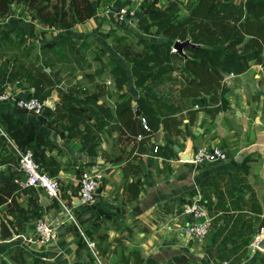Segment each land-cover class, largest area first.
<instances>
[{
    "label": "crops",
    "instance_id": "0c3cea01",
    "mask_svg": "<svg viewBox=\"0 0 264 264\" xmlns=\"http://www.w3.org/2000/svg\"><path fill=\"white\" fill-rule=\"evenodd\" d=\"M97 5L66 29L41 22L22 3L0 16V93L9 94L0 99V120L7 129L6 118L26 126L19 140L0 134V184L14 176L20 208L0 204L16 228L0 232V264H264L263 250L252 245L264 235V63L251 59L242 71H220L215 88L191 94L183 62L176 73L135 74L108 37L111 12ZM118 63L126 70L121 88ZM38 66L53 84L40 91L49 103L35 114L15 98L34 94ZM131 114L154 129L123 130ZM202 145H219L228 158L184 159ZM18 148L36 152L58 179L74 220L43 189L22 186ZM85 170L100 174L91 203L78 198ZM195 196L211 216L201 242L184 231L183 205ZM40 215L55 222L50 242L35 235Z\"/></svg>",
    "mask_w": 264,
    "mask_h": 264
},
{
    "label": "trees",
    "instance_id": "16d2710c",
    "mask_svg": "<svg viewBox=\"0 0 264 264\" xmlns=\"http://www.w3.org/2000/svg\"><path fill=\"white\" fill-rule=\"evenodd\" d=\"M98 2L99 0H95V3ZM20 3L33 9L41 22L63 29L85 21L95 12L93 0H0V16L9 13L12 6ZM156 9L153 7L151 12ZM169 9L171 14L175 11V9ZM155 13L158 18L157 21H161V24L162 16H168V19L172 16L169 10L165 9ZM119 24L120 22L117 26ZM158 31L166 39L141 41L143 45H147V56H145L147 63H144L142 59L143 63L137 62L142 51H135L131 43L121 44L119 37H115L112 44L116 51L130 62L135 74L140 71L146 72L145 75L147 72H153L151 71L154 70L153 63H161V68L154 71L163 72L168 70V66L164 62L167 60L170 62V57L174 60L181 59L183 63L180 69L186 73L187 77L184 87L189 89L191 94L196 95L200 90L215 88L218 84V78L221 77L220 71H242L248 66L251 59L264 63V57L261 55L264 46V0H245L244 2L241 0H194L191 10L185 18L163 23L161 28L159 25ZM245 34H249L250 37L243 42ZM187 35L193 42L200 45L185 47L187 49L186 58L177 52H171V45L175 38L183 39ZM68 42L71 43L69 40ZM113 69L117 87L121 88L126 80V70L119 63ZM36 70L38 71L35 80L36 90L32 95L43 98L40 91L47 85L51 86L53 80L39 66ZM143 77L144 75H139L138 78ZM211 79L214 80L215 85L207 88V82ZM6 121L12 137L19 140L24 136L25 125H15L7 118ZM147 122L149 121L147 120ZM121 123L123 130L130 129L131 132L136 133H150L151 129H154L151 127V129L146 130L141 116H133L132 114L127 115ZM38 135L40 134L36 136L37 143L45 144L46 141L39 139ZM33 154L35 159L39 161L36 152L33 151ZM13 177H5L4 184H0V204L6 203L8 209H20L14 192L16 182L12 181ZM12 231H16L14 221L9 219L7 222L0 214V232L9 236L12 235Z\"/></svg>",
    "mask_w": 264,
    "mask_h": 264
},
{
    "label": "built area",
    "instance_id": "2783aa9c",
    "mask_svg": "<svg viewBox=\"0 0 264 264\" xmlns=\"http://www.w3.org/2000/svg\"><path fill=\"white\" fill-rule=\"evenodd\" d=\"M115 12L117 19H122L123 17L129 16L133 13L132 8L127 6H121ZM124 19V18H123ZM171 51L176 52L177 49L173 44L171 45ZM8 93H0V99L7 98ZM15 103L18 107L25 109L27 111L33 112L35 114H40L43 112L44 107L47 105L45 99L39 98L36 95L17 97L15 98ZM141 120L145 128L148 129L145 117L141 116ZM0 134L3 135L9 141L10 136L8 129L4 126L0 120ZM154 151L157 150V146H154ZM19 170L22 174V186L25 187H38L44 190V192L51 198L60 203L63 208V215H66L69 219L74 220V214L72 212L73 203H67L62 197L59 181L56 177L48 173L41 163L37 161L34 157L33 151L31 149H19ZM228 154L226 150L219 145H202L199 146L188 159L193 162L201 161H217L226 160ZM100 174L83 171L79 177V188H78V198L83 203H91L96 196V188L99 183ZM183 214L186 216V223L184 225V231L193 240L201 242L205 235L207 234L210 224L211 216L209 215L207 208L200 197H193L183 205ZM54 220L47 218L44 215L37 217L35 222V235L41 242H50L55 237L54 226L51 223ZM259 238L256 237L253 240L252 245L256 246ZM100 264L101 261L97 258ZM215 264H232L228 261L216 262Z\"/></svg>",
    "mask_w": 264,
    "mask_h": 264
},
{
    "label": "rangeland",
    "instance_id": "374dc122",
    "mask_svg": "<svg viewBox=\"0 0 264 264\" xmlns=\"http://www.w3.org/2000/svg\"><path fill=\"white\" fill-rule=\"evenodd\" d=\"M100 1L103 2V8L101 10H104V11L106 10L108 12H111L109 16L110 19H107V21L109 20L110 23H112L111 25L113 28L111 29L108 35L111 42L115 37H119L121 44L131 43L135 51L136 50L142 51V53L140 54L139 61L137 62L147 63V58L145 57L147 56V45H143L141 41L142 40L147 41V39L148 41L150 40L161 41L162 39H164L165 36L158 31L159 25L161 28L163 23L170 22V21H179L185 18L186 14L190 12L194 0H113L112 2L109 0L108 1L99 0V2ZM93 2L95 3V0H93ZM95 4L97 5V3ZM121 6H127L128 8H132L133 13L129 14V16L123 17L124 19L123 18L117 19L115 16V12L117 11L116 9H118ZM152 6L155 9L157 8L156 10H154V12H151V10L153 9ZM98 7H99V4L97 5V8ZM97 8L95 6L96 12L98 11ZM169 8L175 9V11L172 12L171 14V11ZM164 9L169 10L172 16L170 17V19H168V16L167 17L162 16L161 18L162 24H161V21L160 22L157 21L158 18L155 12L158 13V11L164 10ZM119 22L120 24L117 26ZM147 27H148V30H147ZM187 37L190 38V36L187 35L183 39ZM176 39H181V38H175V40ZM185 52L187 53L186 50ZM91 55L92 54H90V56ZM131 56H133V54H131ZM143 56L145 57V59ZM120 57L122 58L121 55ZM141 59L143 60V62ZM170 60L173 61L174 59L170 57ZM182 62L183 61L181 59H175L174 63H166V65L168 66V71L176 73L177 70L174 67L179 66ZM153 66H154V70H159L161 68V63L160 64L153 63ZM174 84L175 83H172L171 86L173 87ZM253 247L259 248L260 250H263L264 252V248H260L258 245L256 246L253 245Z\"/></svg>",
    "mask_w": 264,
    "mask_h": 264
},
{
    "label": "water",
    "instance_id": "95a60500",
    "mask_svg": "<svg viewBox=\"0 0 264 264\" xmlns=\"http://www.w3.org/2000/svg\"><path fill=\"white\" fill-rule=\"evenodd\" d=\"M14 6H12L11 8L13 9ZM200 44L199 43H195L193 42L189 37L181 40V39H176L174 42H173V46L176 47L177 49V53H179L180 55L184 56V57H187V53L185 52L184 48L189 46V47H196V46H199ZM46 104H48L49 102H47V100L45 101ZM135 112L138 114L139 111L136 109ZM191 158V155L189 154V156H186V158L184 159H190ZM2 179V177L0 176V180ZM101 184L100 182L98 183V186L96 188V193L99 192L101 189ZM52 226L55 225V222L53 221L51 223ZM257 245L260 247V248H264V235L262 238H260L257 242Z\"/></svg>",
    "mask_w": 264,
    "mask_h": 264
}]
</instances>
